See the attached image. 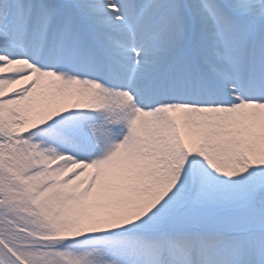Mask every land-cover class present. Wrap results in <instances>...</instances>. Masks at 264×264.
<instances>
[{
	"label": "snow or ice",
	"instance_id": "6c2138e0",
	"mask_svg": "<svg viewBox=\"0 0 264 264\" xmlns=\"http://www.w3.org/2000/svg\"><path fill=\"white\" fill-rule=\"evenodd\" d=\"M0 264H264V0H0Z\"/></svg>",
	"mask_w": 264,
	"mask_h": 264
}]
</instances>
